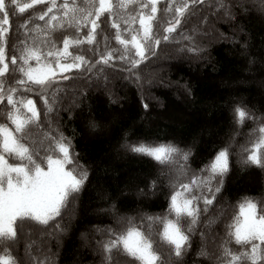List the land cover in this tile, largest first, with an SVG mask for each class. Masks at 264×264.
<instances>
[{
    "label": "trees",
    "instance_id": "obj_1",
    "mask_svg": "<svg viewBox=\"0 0 264 264\" xmlns=\"http://www.w3.org/2000/svg\"><path fill=\"white\" fill-rule=\"evenodd\" d=\"M27 2V0H24ZM57 4L64 0H56ZM235 2V0H230ZM83 4V0H77ZM247 5L248 0H245ZM256 8L236 12L235 22L210 15L214 28L207 35L197 34L196 39L203 49L202 54L177 51L188 41L182 34L191 35L193 26H198L206 14L213 11L215 0H204L197 5L192 14L183 20L172 34V39L157 45V55L150 56L137 66L141 75L150 82L137 86L125 80L126 73L121 71L122 61H113L116 67L104 66V75L108 77V88L114 94L115 102H110L108 92L101 78L97 83L89 84L77 70L68 81H61L65 89L61 95L63 107L52 114L53 127H59L65 137L71 141L73 152L79 162L87 167L88 179L80 193L47 225L28 222L18 233L14 243H0V253L5 248L16 264H101V249L97 241L109 236L108 228L127 227V221L117 223L120 216L133 218V224L154 241L158 252H167L158 235L163 228L160 221H148L147 215L163 217L168 207L171 192L170 169L173 165H162L151 157L134 154L122 147L125 140L129 142L144 141L147 144H175L181 149L192 148V156L186 162L189 175L199 169L214 152L225 144H229L232 153L230 170L224 177L221 193L210 206V211L200 217L197 231L191 234L192 243L185 256L184 264H213L204 257L195 255L201 243H207L208 250L215 249V241L226 231L225 225L239 212V202L243 197H250L257 202V211L264 212V167L241 163V145L249 146L254 138L250 134L253 122L246 119L236 125L232 107L240 102L249 109L256 110V116L264 114V15L260 13L259 0H255ZM44 5H34L37 13L44 10ZM167 0H158L154 26L163 33V28L175 16V0L170 14H165ZM133 5H129V9ZM125 9L124 11H127ZM55 11V10H54ZM32 15V9L25 14H17L9 20V32L5 34V61L11 69V56L16 53L13 45L22 47L18 41L29 36L36 41L48 39L40 30L25 33L20 28L24 19ZM219 16L222 13L218 12ZM2 19V17H0ZM47 19V17L45 18ZM106 20V16L103 18ZM36 17L25 27L44 25ZM242 24L244 31L235 32L236 25ZM134 28H139L138 16ZM203 28V26H200ZM81 32L86 34L87 29ZM115 29L104 23L97 40L99 50H105V37L112 48H118L114 38ZM223 34V36H221ZM64 35H75L71 26L57 29L51 33L57 44L62 47ZM127 36V34H125ZM130 39V36H128ZM247 44L246 53L241 45ZM89 45L70 47L73 54H82L92 60L97 59L94 52L88 51ZM93 47H95V42ZM131 47V46H129ZM134 51V50H133ZM255 61L249 63V58ZM168 59L167 61L164 59ZM19 79V73L15 74ZM134 79V78H133ZM135 87V88L132 84ZM12 84V76L5 73V87ZM191 87L189 96L184 89ZM84 89L85 103L79 107L72 106V93L80 95ZM38 103L34 93H28ZM149 105L142 106L141 99ZM6 104V101L0 102ZM69 109L73 115L69 116ZM89 119H94L98 127L91 129ZM0 122H4L0 119ZM47 127V125H43ZM32 134L24 141L30 146L40 144L41 133L31 130ZM235 133V140L230 138ZM127 134V135H126ZM258 134V133H257ZM41 151V155H42ZM246 155V154H245ZM39 162V157L34 156ZM10 162H19L10 158ZM45 168L46 164L43 165ZM157 181L155 190L149 192L148 185ZM144 189L147 195H138V189ZM115 205V209L109 205ZM202 207V205H201ZM216 217L211 225L204 221ZM64 231H59L57 225ZM185 227L187 224L185 222ZM201 231L210 233L206 241H202ZM51 256V262L46 257ZM118 256V257H117ZM34 258V259H33ZM116 258V259H115ZM109 264H131V258L114 253Z\"/></svg>",
    "mask_w": 264,
    "mask_h": 264
},
{
    "label": "snow or ice",
    "instance_id": "obj_2",
    "mask_svg": "<svg viewBox=\"0 0 264 264\" xmlns=\"http://www.w3.org/2000/svg\"><path fill=\"white\" fill-rule=\"evenodd\" d=\"M203 2L175 0V16L161 34L152 23L156 18L158 0H83V4H78L77 0H64L60 4L56 0H0V102L6 101V104L0 103V119L4 120L0 122V243L16 242L18 233L28 222L47 225L60 216L88 179L87 167L76 158L70 139L58 126L53 127L52 114L56 112L58 116V109L63 107L61 94L65 89L60 82L68 81L73 75L72 70L86 77L90 85H99L103 78L109 101L115 102L114 94L108 88V77L104 75V66L116 67L112 62L122 61L124 66H121V71L126 73L125 80L136 83L138 87L150 82L151 77L145 79L137 66L143 67L144 61H148L150 56L155 57L157 45L161 41H170L177 27L183 24L181 18L187 19ZM45 3L46 7L39 13L33 8ZM173 3L174 0H167L165 14L171 13ZM130 4L133 5L131 9ZM256 7L255 0H248L247 5L245 0H235L234 3L215 0L213 11L206 14L198 26H193L192 34H182L188 43L177 51L202 54L203 49L196 36L198 33L207 35L204 28L209 31L214 28L210 15L234 23V9L239 8L246 13ZM29 9H32V15L23 20L20 28L25 33L40 30L48 39L36 41L31 38L29 42L30 37L25 36L19 40L18 44L22 47L13 45L17 54L11 56L10 69L5 61V34L9 32L6 25L11 17L25 14ZM258 10L264 15V0H259ZM33 16L45 21L44 25L35 24L31 29L26 28ZM105 16L106 20L103 19ZM137 16L138 29L133 27ZM104 23L115 29L111 38L119 47H110L107 43L109 37L106 36L105 50L101 52L97 36ZM66 25L75 29V35H64L63 46L57 47L51 33ZM82 28L87 29L86 34L81 32ZM243 31L242 24L236 25L234 33ZM84 43L90 46L88 51L94 52L97 59L69 51L70 47ZM241 48L246 53V42ZM254 61V57L249 58V63ZM5 73L12 76V84L8 87H5ZM16 73H19V79L15 78ZM184 89L189 96L192 95L189 85L185 84ZM84 91L80 89L79 96L72 93V106L79 107L85 103ZM28 93L38 96L39 106ZM141 103L148 109L149 105L144 103L143 98ZM65 110L69 116L73 115L69 109ZM232 113L236 125H241L246 119L253 122L250 134L254 138L248 147L241 145V163L264 167V114L256 116L255 109H249L240 102L233 105ZM45 124L46 128L43 127ZM88 126L94 130L98 124L89 119ZM33 129L41 133L38 146L24 142ZM230 139L235 140V133ZM122 147L134 154L151 157L159 164L173 165L170 169L171 192L164 216L145 214L148 221L162 222L163 228L158 235L161 243L167 246V252H158L150 236L134 226L131 216H120L117 223L123 224L126 219L127 227L108 228L109 236L102 242L97 241L101 249V264H109L114 253L131 258V264H184L192 243L191 234L197 231L200 217L210 211V206H215L224 177L230 170L232 153L229 144L216 150L191 175L186 163L192 156L191 147L181 149L171 142L151 145L142 140L129 142L127 139ZM34 156L39 157V162ZM10 158L19 162H10ZM156 185L155 179L150 181L149 192L155 190ZM137 192L138 195L148 194L142 188ZM109 207L115 209L114 204ZM238 207L239 212L225 225L223 235L218 240L213 237L215 249L210 251L207 243H201L195 253L197 257H204L213 264H264V212L257 211V202L250 197H243ZM215 220L216 217H210L204 223L211 225ZM57 229L64 231L59 224ZM200 235L202 241H206L211 234L201 231ZM7 252L5 248L4 253H0V264H16L10 254H5ZM46 259L51 262L52 257L47 256ZM193 264L198 262L193 261Z\"/></svg>",
    "mask_w": 264,
    "mask_h": 264
},
{
    "label": "rangeland",
    "instance_id": "obj_3",
    "mask_svg": "<svg viewBox=\"0 0 264 264\" xmlns=\"http://www.w3.org/2000/svg\"><path fill=\"white\" fill-rule=\"evenodd\" d=\"M164 60H166V61H167L168 59L166 58V59H164ZM128 81H129V80H128ZM130 82H131V81H130ZM130 84H132V83H130ZM132 85H133V84H132ZM133 86H134V85H133ZM134 87H135V86H134ZM135 88H137V87H135Z\"/></svg>",
    "mask_w": 264,
    "mask_h": 264
},
{
    "label": "bare ground",
    "instance_id": "obj_4",
    "mask_svg": "<svg viewBox=\"0 0 264 264\" xmlns=\"http://www.w3.org/2000/svg\"><path fill=\"white\" fill-rule=\"evenodd\" d=\"M118 257V256H117ZM116 259V258H115Z\"/></svg>",
    "mask_w": 264,
    "mask_h": 264
}]
</instances>
